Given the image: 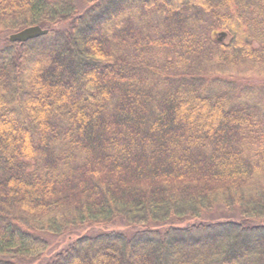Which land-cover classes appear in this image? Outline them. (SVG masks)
<instances>
[{
  "label": "trees",
  "instance_id": "obj_1",
  "mask_svg": "<svg viewBox=\"0 0 264 264\" xmlns=\"http://www.w3.org/2000/svg\"><path fill=\"white\" fill-rule=\"evenodd\" d=\"M0 264H264V0H0Z\"/></svg>",
  "mask_w": 264,
  "mask_h": 264
},
{
  "label": "water",
  "instance_id": "obj_2",
  "mask_svg": "<svg viewBox=\"0 0 264 264\" xmlns=\"http://www.w3.org/2000/svg\"><path fill=\"white\" fill-rule=\"evenodd\" d=\"M48 33L47 30H43L39 26L27 28L19 33L13 34L10 36V40L12 42H26L31 39L38 38L40 36L46 35ZM221 38L226 36V33L220 34Z\"/></svg>",
  "mask_w": 264,
  "mask_h": 264
},
{
  "label": "rangeland",
  "instance_id": "obj_3",
  "mask_svg": "<svg viewBox=\"0 0 264 264\" xmlns=\"http://www.w3.org/2000/svg\"><path fill=\"white\" fill-rule=\"evenodd\" d=\"M221 40L222 41H227L228 39H227V37H223ZM84 232H85V230L82 231V233H84ZM66 238H70V237L69 236H66ZM57 241L59 242V246H63L65 244V242H66L65 237L64 238L63 237L62 238H59ZM55 246H56L55 244H52V248L50 246V250L48 252L49 255H50V252L52 251V249H54Z\"/></svg>",
  "mask_w": 264,
  "mask_h": 264
}]
</instances>
